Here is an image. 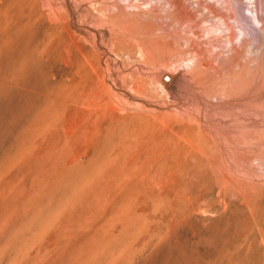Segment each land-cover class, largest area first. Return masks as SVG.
Instances as JSON below:
<instances>
[{
  "label": "bare ground",
  "instance_id": "obj_1",
  "mask_svg": "<svg viewBox=\"0 0 264 264\" xmlns=\"http://www.w3.org/2000/svg\"><path fill=\"white\" fill-rule=\"evenodd\" d=\"M68 4L69 12L55 0H0V99L20 83L41 84L47 68L65 71L46 85L33 135L1 158L0 181L46 145L57 123L66 203L72 182L94 179L84 169L114 170L136 192L139 259L206 237L199 248L214 256L209 264H264V0H252L251 16L245 0ZM33 205L26 232L8 239L20 251L23 236L36 242L63 213ZM183 253L180 261L199 255Z\"/></svg>",
  "mask_w": 264,
  "mask_h": 264
},
{
  "label": "rangeland",
  "instance_id": "obj_2",
  "mask_svg": "<svg viewBox=\"0 0 264 264\" xmlns=\"http://www.w3.org/2000/svg\"><path fill=\"white\" fill-rule=\"evenodd\" d=\"M55 1L63 4V9L69 12L68 0ZM252 5V0H245L243 10L247 15H252ZM250 20L253 21L252 17ZM88 29L80 32L88 36L91 31ZM4 71V65L0 64V77ZM46 72L47 76L39 80L41 84L33 87L20 83L21 89L18 92L6 100L0 99V162L12 148L16 149L33 135V126L39 120L32 121V118L43 102L46 85L55 78L65 77V71L59 66L53 67L51 71L47 68ZM176 88L177 83L173 87L174 100L178 106L183 107V98L177 94ZM51 111L56 113L58 106L54 104ZM53 126L54 130L46 145L40 147L32 159V156L25 158L18 166L10 169L0 181V264H130L132 256L136 259L134 264H209L214 260V256L199 248L201 244H208L206 237L191 239L179 253L174 254L166 248H160L152 251L150 257L139 259L138 249L142 252L143 247L137 246V240L145 235V231L137 232L132 228L136 217V192L131 191L127 184H122L116 178L114 170L98 175L99 172L94 173L92 168L84 169L86 173L94 174V179L83 187L72 182L71 199L67 204L66 191H59L64 165L68 168L65 138L61 127L57 123ZM71 171L78 172L80 169L72 168ZM216 200L217 198L212 197L209 201ZM34 203L40 209L54 203L57 212L63 207V213L57 215L50 229H43V234L38 236L36 242L28 234L23 236L20 240L27 245L20 244V251L8 239L17 228L25 229L26 232V223L23 222L31 214ZM144 203L145 200L142 204ZM196 246L198 247L195 248ZM189 249H194L195 252L198 250L199 255L180 261L185 250L191 252Z\"/></svg>",
  "mask_w": 264,
  "mask_h": 264
}]
</instances>
